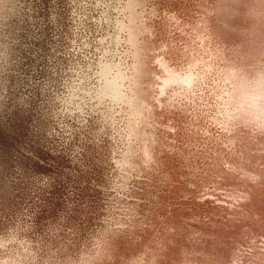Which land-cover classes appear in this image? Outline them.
<instances>
[{"label": "rangeland", "instance_id": "374dc122", "mask_svg": "<svg viewBox=\"0 0 264 264\" xmlns=\"http://www.w3.org/2000/svg\"><path fill=\"white\" fill-rule=\"evenodd\" d=\"M0 129L41 261L264 264V0H0Z\"/></svg>", "mask_w": 264, "mask_h": 264}, {"label": "clouds", "instance_id": "9594fccd", "mask_svg": "<svg viewBox=\"0 0 264 264\" xmlns=\"http://www.w3.org/2000/svg\"><path fill=\"white\" fill-rule=\"evenodd\" d=\"M119 64L107 65L108 80L111 87H120L122 74ZM0 264H50V258L41 261L39 251L33 246V241L18 232L0 233ZM70 264H87L86 254Z\"/></svg>", "mask_w": 264, "mask_h": 264}, {"label": "trees", "instance_id": "16d2710c", "mask_svg": "<svg viewBox=\"0 0 264 264\" xmlns=\"http://www.w3.org/2000/svg\"><path fill=\"white\" fill-rule=\"evenodd\" d=\"M0 140L4 143L5 146H9L13 143L12 138L8 136L6 132L2 131V129H0Z\"/></svg>", "mask_w": 264, "mask_h": 264}, {"label": "bare ground", "instance_id": "6f19581e", "mask_svg": "<svg viewBox=\"0 0 264 264\" xmlns=\"http://www.w3.org/2000/svg\"><path fill=\"white\" fill-rule=\"evenodd\" d=\"M21 45V44H20Z\"/></svg>", "mask_w": 264, "mask_h": 264}]
</instances>
